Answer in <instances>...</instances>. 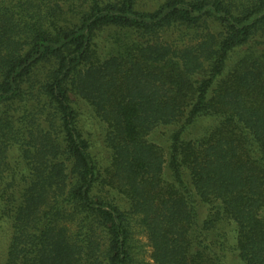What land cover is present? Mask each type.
<instances>
[{"label":"trees","instance_id":"16d2710c","mask_svg":"<svg viewBox=\"0 0 264 264\" xmlns=\"http://www.w3.org/2000/svg\"><path fill=\"white\" fill-rule=\"evenodd\" d=\"M147 1L0 0V264H264V0Z\"/></svg>","mask_w":264,"mask_h":264},{"label":"rangeland","instance_id":"374dc122","mask_svg":"<svg viewBox=\"0 0 264 264\" xmlns=\"http://www.w3.org/2000/svg\"><path fill=\"white\" fill-rule=\"evenodd\" d=\"M140 2L144 5L146 2H149L147 0H140ZM150 4V3H149ZM83 111V109H82ZM90 116V117H89ZM87 112H84L81 115L82 123L85 124V130L87 137L92 140L95 144V151L98 154V156L101 158V164L106 165L109 162L110 159V150L106 146L105 142L104 144L99 140L98 135L99 132H102L103 123L98 121V119L92 117L93 115H89ZM217 124V120L215 118H206L201 119L191 130L186 134V137L188 139H198L203 137L205 134H207L213 127H215ZM173 127L169 125H159L155 127L148 135L147 139L155 144L162 152L164 157H166V153L168 151V145H169V133L171 132V129ZM103 145V146H102ZM165 166V165H164ZM165 168V167H164ZM163 178L169 179L168 177V170L165 168ZM4 201L3 199H0V206ZM203 214H205V207L203 206L202 209ZM2 219H0V225H1ZM232 227V225H231ZM4 229V227H3ZM1 231L2 226L0 228V243H2L1 239ZM215 231L221 232V227L215 224ZM3 233V232H2ZM142 241H144V237L141 236ZM1 249V246H0Z\"/></svg>","mask_w":264,"mask_h":264}]
</instances>
